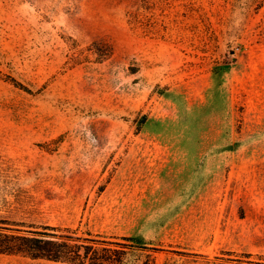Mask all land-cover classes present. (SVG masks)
<instances>
[{"label": "rangeland", "instance_id": "1", "mask_svg": "<svg viewBox=\"0 0 264 264\" xmlns=\"http://www.w3.org/2000/svg\"><path fill=\"white\" fill-rule=\"evenodd\" d=\"M141 2L0 0V264H264V0Z\"/></svg>", "mask_w": 264, "mask_h": 264}, {"label": "trees", "instance_id": "2", "mask_svg": "<svg viewBox=\"0 0 264 264\" xmlns=\"http://www.w3.org/2000/svg\"><path fill=\"white\" fill-rule=\"evenodd\" d=\"M141 7L147 11L153 8L154 0H141ZM146 17L149 16L146 14ZM131 22L142 29L145 32L152 31V21H144L140 11L133 12ZM38 235L45 236L47 234L34 233L33 236L27 235H15L0 233V252H22L33 258H48L54 260H66L70 262L81 261L82 252L80 246L75 245L73 250H67L68 244L55 243L51 240H45L39 238ZM142 249H151L146 243L139 245ZM73 251V252H72ZM72 252V253H70ZM73 254V255H71ZM85 256H89V251L85 252ZM89 264H98V261L94 257H90Z\"/></svg>", "mask_w": 264, "mask_h": 264}]
</instances>
